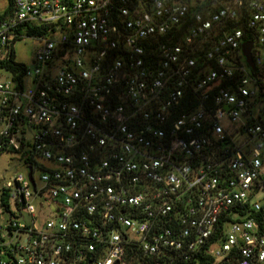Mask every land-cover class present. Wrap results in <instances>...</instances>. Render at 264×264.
<instances>
[{"label":"built area","instance_id":"2783aa9c","mask_svg":"<svg viewBox=\"0 0 264 264\" xmlns=\"http://www.w3.org/2000/svg\"><path fill=\"white\" fill-rule=\"evenodd\" d=\"M4 152L0 264H264V0H14Z\"/></svg>","mask_w":264,"mask_h":264},{"label":"rangeland","instance_id":"374dc122","mask_svg":"<svg viewBox=\"0 0 264 264\" xmlns=\"http://www.w3.org/2000/svg\"><path fill=\"white\" fill-rule=\"evenodd\" d=\"M7 0H0V14L6 8ZM39 43L33 39H22L15 46V56L18 62L24 63L29 68H33V58ZM21 154L18 152H4L0 155V187L17 174H26V166L20 160ZM40 171L35 172V179L38 186Z\"/></svg>","mask_w":264,"mask_h":264},{"label":"trees","instance_id":"16d2710c","mask_svg":"<svg viewBox=\"0 0 264 264\" xmlns=\"http://www.w3.org/2000/svg\"><path fill=\"white\" fill-rule=\"evenodd\" d=\"M14 9V0H7L6 8L4 9L3 13L0 14V21L5 19ZM30 34L29 31H27ZM4 66L10 71L11 69H22L25 67L24 63L18 62L16 60V56L14 52L11 53L9 61L4 64ZM233 254V253H232ZM129 264H151L152 260L149 258H142V256L138 254H130L128 256ZM233 261L222 260L220 263L215 264H232ZM172 264H214V261L208 255H201V256H190L188 260L183 261L180 257L178 260H174Z\"/></svg>","mask_w":264,"mask_h":264},{"label":"water","instance_id":"95a60500","mask_svg":"<svg viewBox=\"0 0 264 264\" xmlns=\"http://www.w3.org/2000/svg\"><path fill=\"white\" fill-rule=\"evenodd\" d=\"M250 47H251V44H249V43H245V44L243 45V52H244V55H245L246 58H247V61H248L249 65L252 64L251 59H250V55H249ZM28 178H29V181H30V183L32 184V186L35 187V183H34V181H33V179H32V176H31V168H29Z\"/></svg>","mask_w":264,"mask_h":264}]
</instances>
